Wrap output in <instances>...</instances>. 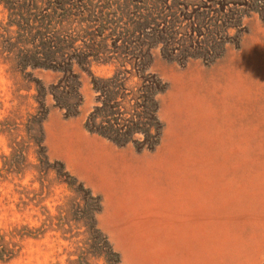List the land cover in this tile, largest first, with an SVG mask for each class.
<instances>
[{
  "label": "rangeland",
  "instance_id": "1",
  "mask_svg": "<svg viewBox=\"0 0 264 264\" xmlns=\"http://www.w3.org/2000/svg\"><path fill=\"white\" fill-rule=\"evenodd\" d=\"M59 2L0 0V264H264V0ZM20 15L68 19L61 70L8 41ZM82 47L149 51L154 122L127 81L123 146L86 128L119 64Z\"/></svg>",
  "mask_w": 264,
  "mask_h": 264
},
{
  "label": "trees",
  "instance_id": "2",
  "mask_svg": "<svg viewBox=\"0 0 264 264\" xmlns=\"http://www.w3.org/2000/svg\"><path fill=\"white\" fill-rule=\"evenodd\" d=\"M59 1L60 0H57L56 7L63 8L64 5H60L62 3H60ZM19 17L20 18L16 23V32H10L8 30L11 25L7 24L6 26L5 32L8 35V41L13 40L14 37H11V35L15 34L17 35V40L20 41L19 44L21 46L26 47L29 45L31 47H41V51L36 52V58H39V62L42 61L43 63L39 65L38 63H36L35 67L33 68L44 67L52 70H61L59 66L60 63L55 62L57 60L60 62L59 58H62L63 54H65L63 47H72L73 45L70 40L68 43V39L70 37V22L68 21V19H65L67 23L64 24V22L66 21H52L51 17H49L48 15H45L42 18L40 17L34 19H29V17L25 18L21 15ZM215 28H217L218 30L219 27ZM197 36H200L199 33ZM27 39H30L32 43L30 41L28 42ZM189 40H176L174 34L173 39L169 44L175 45L176 43V45H179L181 42H193L192 38ZM35 43L37 44L35 45ZM121 48L124 49L123 53H120L119 49H114L116 50L114 51V53L117 55L109 56L113 53L108 49H94L93 51L85 53L84 50L87 49V47H82L83 52L81 51V53L79 54L82 59L80 60V63H78V65L80 67L87 66V69H89L92 61L98 63H107L110 60H116L118 62V67L114 71L112 78L108 81L110 83H117L119 85V90L117 87V90L115 92L111 91L110 98H107V89H102L99 87L95 89L99 94V97L97 99L99 106L95 107L92 113H90V115L88 116V119L86 121V128H90V131H95L96 133L107 137L116 144L123 146L130 141L131 137L135 135L136 131L141 132L142 130H144L142 129L144 128V123L141 121L140 114H134L135 116H131V118L126 120L124 124L119 123V121L121 122V119L119 118L126 115V113L124 112L126 107H122L121 102H116V99L119 96L121 98L124 97L123 93L126 92V90L124 89L126 82L133 78H137L138 82L141 85V88L136 90L135 93L138 95V99H142L144 100V102L141 104L130 106V108L132 111L137 109L143 110V112L149 117V121L151 123L152 121L154 122V115L156 112L154 97L157 94L158 89L155 78L150 74L145 75L148 67L145 60L149 56V51L144 52L142 47ZM24 51L25 54L31 53V51L28 50ZM67 62L68 63L64 66L65 70L63 71V78L69 81L70 79H75L72 73V58H69ZM127 65H131L130 69H127ZM66 88V95L69 96L73 94L74 96H77V88H70L69 84ZM112 93H114L113 99H111ZM120 93H122V95H120ZM105 99H111L110 103L112 104L108 105ZM78 102L76 101V103L73 104V107L76 108L79 105ZM126 104L129 105V102H127ZM150 128L151 124L148 123L147 129L150 130ZM143 132H146V130Z\"/></svg>",
  "mask_w": 264,
  "mask_h": 264
},
{
  "label": "bare ground",
  "instance_id": "3",
  "mask_svg": "<svg viewBox=\"0 0 264 264\" xmlns=\"http://www.w3.org/2000/svg\"><path fill=\"white\" fill-rule=\"evenodd\" d=\"M213 127H215V125L213 126ZM216 128V127H215ZM240 142V141H239ZM224 166V165H223ZM230 166V165H229ZM238 166V165H237ZM236 167V166H235ZM224 171V170H223ZM217 174V173H216ZM212 175H213V173H212ZM215 178V177H214ZM212 179V178H211ZM213 180V179H212ZM202 181V180H201ZM224 182V181H223ZM218 184H219V182H218ZM209 185H212L211 183L209 184ZM224 185V184H223ZM215 186V185H214ZM209 187H211V186H209ZM227 188V187H226ZM206 190V189H205ZM208 190H209V188H208ZM211 191V190H210ZM191 192V191H190ZM207 192V191H206ZM212 192V191H211ZM195 194V193H194ZM190 196V195H189ZM196 196V195H195ZM207 201H210V200H207ZM214 201V200H213ZM258 202V201H257ZM211 203V202H210ZM207 204V203H206ZM208 206H210V205H208ZM261 207H263V206H261ZM260 210H262V209H260ZM263 211V210H262ZM261 218H263V220H264V217L263 216H261ZM258 220H260V219H258ZM261 222H263L262 220H261ZM257 225L259 226V225H261L260 223H257ZM262 226V225H261ZM263 227H264V224H263ZM262 231V230H261Z\"/></svg>",
  "mask_w": 264,
  "mask_h": 264
}]
</instances>
